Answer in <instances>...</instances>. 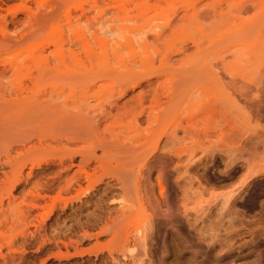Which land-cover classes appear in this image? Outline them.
<instances>
[{"label":"rangeland","instance_id":"1","mask_svg":"<svg viewBox=\"0 0 264 264\" xmlns=\"http://www.w3.org/2000/svg\"><path fill=\"white\" fill-rule=\"evenodd\" d=\"M0 73L20 87L0 90V180L52 176L64 148L91 162L32 214L0 192V264L254 259L264 204L227 198L264 166V0H0ZM101 163L126 164L128 189Z\"/></svg>","mask_w":264,"mask_h":264},{"label":"bare ground","instance_id":"2","mask_svg":"<svg viewBox=\"0 0 264 264\" xmlns=\"http://www.w3.org/2000/svg\"><path fill=\"white\" fill-rule=\"evenodd\" d=\"M18 59H16L15 62H17ZM20 67V68H19ZM18 68V69H16ZM10 69L16 71V79H21L23 73L24 66L19 65L18 63H13L10 65ZM48 70V69H46ZM51 71H40L36 76L38 80L44 78V77H52ZM7 73H0V76L3 78ZM51 75V76H50ZM72 78H77L75 76H72ZM138 83L137 79L132 82L133 85H136ZM0 90L5 91H20V87H14L13 85L7 86L3 83L2 80H0ZM43 104V103H40ZM14 106V105H12ZM9 107V106H4ZM145 110V108H143ZM153 109L150 110V112L147 113V117L151 119L153 117L152 113ZM260 139L264 138V135L259 136ZM75 153H77L73 148H64L58 152L53 153L54 156H58V160L56 158L51 159L52 163H55V167L52 169L54 171V175L52 176H45L43 173H37L34 170V167L31 168V171L28 173L27 177H23L22 168H18L17 166H12L9 170L4 171V177L0 180V192H3L5 190L8 191L9 196L7 199V209L4 213H8L12 208H14L17 205V202L19 199L22 198L21 203H25L28 206V212L30 214L37 211L40 207L43 206L42 200H46L48 197H51V192L56 191L59 194L63 192H69L72 190L75 185H79V175L81 170L83 169V164L90 165L91 162L88 154H81L80 159L78 163H75L74 157ZM168 155L171 154V152L166 151ZM174 158V155L171 154V158ZM97 160H100V158H96ZM56 160V161H55ZM7 165V161L4 162V167ZM40 165V164H38ZM97 167V166H96ZM99 169L102 170L101 175H111V177L116 181V183L121 187L123 190L128 189L127 185V179L124 177L122 172L127 171V165L126 164H110L109 167H104L102 163L99 165ZM176 169V166H175ZM178 169V168H177ZM97 170L95 169V173L97 174ZM253 175L262 176L264 175V166L257 170H248L247 173L244 176V180L241 183L240 186L233 189V193L227 198L229 201L230 197L236 194V198L243 199V202L247 205V207L254 209L257 207H261L264 204V177L262 180L253 182L249 181L251 179L250 177H253ZM95 175L92 176V174L87 173L86 178L89 181H95L92 179ZM98 178V176H96ZM24 181L26 187L28 190L25 194L22 196L14 195V191L17 190L20 186V184ZM138 182V180H136ZM159 185L162 189V192H164V184L161 176L158 178ZM250 188V189H249ZM122 209H120V214L124 213ZM186 212V211H184ZM187 216V214H185ZM77 218H80V215L77 216ZM106 227H103L104 230ZM149 234L144 233L142 236L139 237V240L145 241V245H147V238ZM26 243V240L22 239V242H20L21 245H24ZM259 249L257 250H251L252 255L254 256V259L249 260L248 262H245V264H264V239L262 242H258L256 244ZM6 256H10V260L14 261L17 259L16 253H11L9 255H4V259H7ZM196 255H193V258H195ZM204 262H202L203 264ZM5 264H8V261H5Z\"/></svg>","mask_w":264,"mask_h":264}]
</instances>
